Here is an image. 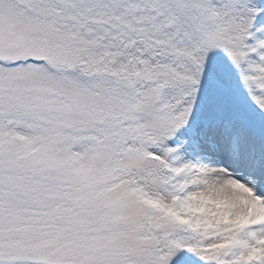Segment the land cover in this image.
<instances>
[{"label": "snow or ice", "instance_id": "1", "mask_svg": "<svg viewBox=\"0 0 264 264\" xmlns=\"http://www.w3.org/2000/svg\"><path fill=\"white\" fill-rule=\"evenodd\" d=\"M0 264H264V0H0Z\"/></svg>", "mask_w": 264, "mask_h": 264}]
</instances>
